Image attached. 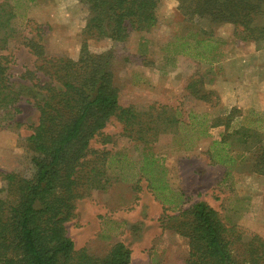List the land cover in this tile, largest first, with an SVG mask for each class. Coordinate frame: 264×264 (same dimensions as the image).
<instances>
[{
  "label": "trees",
  "instance_id": "16d2710c",
  "mask_svg": "<svg viewBox=\"0 0 264 264\" xmlns=\"http://www.w3.org/2000/svg\"><path fill=\"white\" fill-rule=\"evenodd\" d=\"M25 1L0 0V51L14 35L13 19L21 6L35 0ZM80 1L89 12L84 32L118 42L125 41L132 30L151 28L161 2ZM177 1V8L187 21L204 19L212 25L230 22L241 41L264 44V0ZM218 41L212 35L195 40L198 46L197 43H205L196 56L208 60ZM25 45L35 56L36 70H27L26 74L37 79L30 91L33 87L41 91H32L39 120L32 133L18 137L24 147L19 164L0 172V264H130L132 251L124 242L118 241L106 253L97 255L86 248L77 249L67 231L66 223L74 217L77 201L93 189L107 188L114 161V168H124V154L120 157V153L95 148L92 141L101 136L104 144L110 142L111 136L104 134L103 129L111 119L119 121L125 134L148 149L136 165L135 176L144 178L164 202H172L161 195L168 187L167 168L150 148L159 134L171 133L175 146L191 150L210 127L229 128L233 118L242 115L241 109L232 107L228 113L212 118L189 112L187 119L181 117L180 109L173 113L160 104L137 110L120 103L111 68L112 52H92L83 41L78 58H72L48 54L44 44L32 37L26 38ZM187 45V40H175L167 45V50L186 53ZM7 58L0 54V120L5 121L3 126L18 127L16 103L21 92L12 86ZM39 72L49 79H42ZM203 86L199 78L191 80L187 87L194 97L217 102L215 91ZM239 131L245 137V148L251 147L253 169L264 173L263 134L250 127ZM249 137L257 141L248 142ZM220 161L227 164L231 159ZM135 176L121 179L133 183L137 181ZM170 218V228L188 239L185 264H264V239L251 233V238L243 241L242 234L247 230L225 223L205 201H197Z\"/></svg>",
  "mask_w": 264,
  "mask_h": 264
},
{
  "label": "rangeland",
  "instance_id": "374dc122",
  "mask_svg": "<svg viewBox=\"0 0 264 264\" xmlns=\"http://www.w3.org/2000/svg\"><path fill=\"white\" fill-rule=\"evenodd\" d=\"M177 6V0H161L155 12V24L148 29L132 30L122 42L85 33L89 12L80 0H35L21 6L13 19L14 35L0 51L8 56L5 64L12 86L21 92L15 116L20 126H3L5 121L0 120V172L19 164L24 147L18 137L32 133L39 120L33 92L41 94V91L37 87L30 91L37 79L26 74L27 70H36L35 56L25 45L28 37L39 39L51 55L78 58L83 41L92 52H112L114 83L124 106L143 110L152 105H165L169 112L180 109L183 119L188 118L189 112L212 118L230 111L232 107L228 109L222 102L218 87L221 84L223 95L230 92L223 84V76L236 77L243 61L240 59L232 65L225 62L228 56L235 57L239 48L243 51L249 48L247 44L238 46L240 42L253 41L237 38L230 22L212 25L204 19L187 21ZM210 35L220 39L213 50L216 55L209 54V61L201 60L196 55L205 43H197L198 46L195 40ZM175 40L189 42L184 47L186 53L174 54L167 50V45ZM254 44L257 49H264L263 42ZM38 75L49 79L42 72ZM199 78L204 82L203 89L215 91L217 102L201 100L190 93L188 84ZM232 84L236 85V80ZM261 103V115L248 114V108H241L242 115L234 117L229 128L210 127L208 134L191 150L175 146L171 133L159 134L150 148L167 168L168 187L161 195L172 202L158 197L144 178L136 175L137 181L133 183L121 179L135 176L136 165L148 149L125 134L119 121L111 119L103 129L104 134L111 136L110 142L104 144L101 136H97L91 144L113 154L120 153V157L124 154L125 160L121 161L124 168H114V161L110 171L112 181L107 188L93 189L77 201L75 215L66 223L75 247L102 255L114 243L122 241L132 251L130 264H185L188 239L170 228V217L197 201L214 207L228 225L247 230L242 234L243 241L249 240L251 233L264 239V173L253 169L251 147L245 148V137L239 131L242 127L256 128L264 136V99ZM252 108L259 110L258 106L252 105ZM221 159H231V162L221 163Z\"/></svg>",
  "mask_w": 264,
  "mask_h": 264
},
{
  "label": "crops",
  "instance_id": "0c3cea01",
  "mask_svg": "<svg viewBox=\"0 0 264 264\" xmlns=\"http://www.w3.org/2000/svg\"><path fill=\"white\" fill-rule=\"evenodd\" d=\"M245 45L249 48L244 51L239 48L236 54L238 58H236V56L233 58L228 56L227 62H225L227 65H232L240 59L243 61L242 69L236 77H231L229 74L223 76V84L228 86L230 92L228 91V93H224L223 95L221 84L218 87V90L221 92L222 102L229 106L228 109L231 107L242 108L243 110L248 108V114L257 116L262 114L261 108L263 103H261V100L264 99V49H257L254 42H240V45L238 46L243 47ZM242 54H244V58ZM237 69L240 70L239 67H237ZM235 80L236 85L232 84ZM252 105L258 106L259 110L256 112L254 108H252ZM228 112L229 110L225 113Z\"/></svg>",
  "mask_w": 264,
  "mask_h": 264
}]
</instances>
